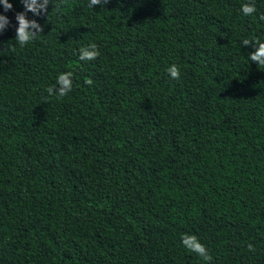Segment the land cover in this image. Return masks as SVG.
Here are the masks:
<instances>
[{
	"label": "trees",
	"instance_id": "1",
	"mask_svg": "<svg viewBox=\"0 0 264 264\" xmlns=\"http://www.w3.org/2000/svg\"><path fill=\"white\" fill-rule=\"evenodd\" d=\"M9 3L0 264H264V0H37L24 46Z\"/></svg>",
	"mask_w": 264,
	"mask_h": 264
},
{
	"label": "clouds",
	"instance_id": "2",
	"mask_svg": "<svg viewBox=\"0 0 264 264\" xmlns=\"http://www.w3.org/2000/svg\"><path fill=\"white\" fill-rule=\"evenodd\" d=\"M104 4L108 2V0H103ZM4 10L10 11L13 9V5L9 3V0H2ZM22 3L25 5V11L19 12L16 14V20L19 21V28L17 30V41L19 45L24 46L33 41L36 37L34 34L29 31L30 28H39L40 26L36 23V21H29L26 19L27 13L29 11L31 12H37L39 10V7L37 5V0H31L29 3L28 0H22ZM45 3H47V0H45ZM101 4V0H90L89 7L99 5ZM242 11L245 15H250L254 12H256V7L254 4H244L242 5ZM10 20L5 15H0V29H3L6 24H9ZM42 31V29H41ZM250 41L245 40L243 41L244 44H248ZM259 50L250 55L249 59L251 61H258L261 68H264V42H259ZM81 60H93L96 59L99 55V52L96 50L95 45H92L91 48L85 47L80 50ZM170 72V75L173 79H179L180 78V70L177 66L173 65L168 70ZM72 73H62L57 78V83L54 86H50L47 89V92L51 95L54 92H56L60 96L66 95L72 88ZM87 83L91 84L92 81L88 80ZM58 86V87H57ZM182 242L184 245L189 249V251L197 253L199 256L203 257L205 261H211L212 257L209 255L206 247L199 242L198 238L193 235H185L182 237ZM249 248L251 249V245H249Z\"/></svg>",
	"mask_w": 264,
	"mask_h": 264
}]
</instances>
